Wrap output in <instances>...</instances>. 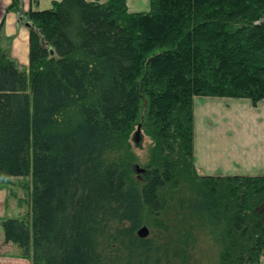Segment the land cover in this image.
Segmentation results:
<instances>
[{
    "label": "trees",
    "instance_id": "16d2710c",
    "mask_svg": "<svg viewBox=\"0 0 264 264\" xmlns=\"http://www.w3.org/2000/svg\"><path fill=\"white\" fill-rule=\"evenodd\" d=\"M13 8L32 26L25 66L0 36V183L31 168L33 187L21 183L26 208L2 219L5 240L31 264H147L154 251L161 264L162 245L138 234L148 223L172 229L179 264L199 229L219 264H262L264 174L198 170L194 98H264V0ZM139 124L151 139L144 165ZM172 208L174 225L163 219Z\"/></svg>",
    "mask_w": 264,
    "mask_h": 264
},
{
    "label": "crops",
    "instance_id": "0c3cea01",
    "mask_svg": "<svg viewBox=\"0 0 264 264\" xmlns=\"http://www.w3.org/2000/svg\"><path fill=\"white\" fill-rule=\"evenodd\" d=\"M0 0V36L20 66L28 63L29 27L22 10L6 9ZM55 0H21L23 10H40ZM105 2L107 0H100ZM130 11L150 9V0H127ZM194 158L205 174H264V98L196 95L194 98ZM9 186L0 184V219L9 216ZM1 219V221H2ZM1 224V222H0ZM264 264V256L261 258ZM0 264H31L4 238L0 225Z\"/></svg>",
    "mask_w": 264,
    "mask_h": 264
},
{
    "label": "rangeland",
    "instance_id": "374dc122",
    "mask_svg": "<svg viewBox=\"0 0 264 264\" xmlns=\"http://www.w3.org/2000/svg\"><path fill=\"white\" fill-rule=\"evenodd\" d=\"M136 133V132H135ZM150 146H151V139L148 135L144 134V137L142 138L141 142L138 144L137 142L133 141V150L138 155V163L140 162L142 165L147 163L150 157ZM5 182V181H4ZM27 182V189L32 190L33 183H32V171L30 168L29 175L23 178L18 177H12L9 180L8 186L11 189L12 194H8L7 197V210L9 212V216H16L18 215L22 210L26 208V203L23 205H19L17 203L18 198H24L26 199L29 192L23 191L21 183L24 185ZM6 183V182H5ZM2 184V183H0ZM7 185V184H6ZM2 219V218H1ZM0 219V222H1ZM163 219L166 223H169L171 225H174L176 222V210L174 208L170 209L168 212H165L163 214ZM1 225V224H0ZM147 225L149 228V236L153 238L155 243H158L162 245V250L159 253L161 256V264H179L178 259L173 257V241H169L170 239H173V231L167 232L165 229L156 227L152 224H142ZM141 225V226H142ZM196 236V243L191 251V256L189 259V264H219L218 260V252L216 247L211 242V239L209 237V234L206 230L199 229L195 231ZM167 242H170V246L166 245ZM167 246L166 253L163 250L164 247ZM109 251V250H108ZM106 251V253L108 252ZM125 249H123V252ZM157 253L154 251V254L152 253L150 257V262L147 264H152L153 262V256H155ZM109 255V252H108Z\"/></svg>",
    "mask_w": 264,
    "mask_h": 264
},
{
    "label": "water",
    "instance_id": "95a60500",
    "mask_svg": "<svg viewBox=\"0 0 264 264\" xmlns=\"http://www.w3.org/2000/svg\"><path fill=\"white\" fill-rule=\"evenodd\" d=\"M26 25L30 28L32 25H31V23L29 22V21H26ZM134 138H135V140H136V142L137 143H139L140 142V140H141V125L139 124V126H138V129L136 130V133H135V136H134ZM138 166V165H137ZM138 169L140 170V169H142V168H139L138 167ZM149 228H148V226L147 225H142L139 229H138V234L140 235V236H147L148 234H149Z\"/></svg>",
    "mask_w": 264,
    "mask_h": 264
}]
</instances>
